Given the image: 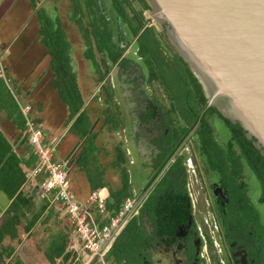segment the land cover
<instances>
[{
    "label": "crops",
    "instance_id": "0c3cea01",
    "mask_svg": "<svg viewBox=\"0 0 264 264\" xmlns=\"http://www.w3.org/2000/svg\"><path fill=\"white\" fill-rule=\"evenodd\" d=\"M106 1L107 3L111 2V0ZM78 2H81V5L84 4V0H78ZM63 8L66 9L65 12L62 11ZM39 14L42 19L52 20L55 25L61 26L70 42V63L72 70L76 73V81L83 100L81 110L86 109L92 121L90 131L96 133L95 150L83 165L77 164L76 160L84 149L86 140L71 130V124L77 113L70 117L67 104L61 100L57 88L53 86L56 76H51L49 72L50 69L52 70L49 50L40 42ZM80 18L85 23L89 19L85 11L76 9L75 0H0V49L2 47L3 50L1 52L3 54L5 52L13 53L7 43L13 35L17 37L25 26L26 30L30 26L36 42L41 44L40 48H42V58L39 59V64L34 62L32 71L36 70L32 74L22 69L23 67L14 68L13 66L17 65V61L11 68L9 63H5L7 72L11 77V88L15 92L18 91L23 99L32 106L30 115L44 129L48 139L56 137L60 139L64 131L70 130L72 148L63 160L67 159L71 184L79 197H85L91 189L105 187L108 191V200H114V198H109L110 192L116 191L122 186L121 171L126 169L130 183L129 191L131 192L128 198L140 201L146 186L149 185V181L155 173L153 166H151L154 153L147 151L149 138L146 135V128L149 126L147 121L150 115L144 113L143 120L139 117L140 113L143 112L141 110L145 111L146 109L144 100L154 101L157 106L154 104L153 107L165 111V114L172 110L171 102L164 91V97H158L154 93V85H147L151 81V68L148 62L144 58L141 59L142 56L138 54L136 36L131 34L129 26L126 31L129 38L131 37V42L129 49L127 47L121 56V58H128L129 61L122 65L105 59L104 54L97 49L93 39L92 43H89L84 38V44L81 47L80 45L75 46L70 39L65 23L76 24L79 28L76 20ZM79 49L83 52L86 65L85 62L82 65L76 62L75 53ZM87 51H91L93 56H85ZM94 52L97 59L94 57ZM130 60L133 61L131 64ZM129 64L131 66L137 64V67L140 68V73L144 79L143 87L139 79L136 81L134 78L123 76L124 66ZM52 72L54 73L53 70ZM45 79L47 83L40 85L41 81ZM152 80L159 83L156 79ZM4 84L0 78V130L9 141L11 151L19 158V164L24 170L27 166L24 162L25 159L34 151L25 135V117L16 100L13 103L16 106L15 110L11 108L10 103L12 101L5 98L4 93L6 92L4 90L9 93V95L6 93L9 97L14 98V96L11 95L13 93L8 86L5 87ZM150 85L152 84L150 83ZM159 85L161 84L159 83ZM138 88L144 94L136 92L135 89ZM85 91L88 92L87 97ZM162 98H165V103H162ZM64 123L67 124L63 128L61 126ZM120 153L124 155L122 161L119 160ZM72 170L73 174L71 175ZM23 185L24 182L20 190L23 195L30 199L27 205L24 203L11 204L13 197L8 196L0 188V264H33L36 259H33L31 253L26 250L27 247L34 249V238L31 230L35 225L41 224L43 227L42 222L51 215L62 219L65 225L63 230L58 229L59 233L56 236L58 240L50 241L44 250L37 254L40 264H66L67 259L70 260L77 254V258L81 256L85 264V257L70 247V244L74 242V232L67 217L60 212L59 206H48L44 199H40L32 190L24 188ZM138 206L139 204L134 209L135 214ZM109 210L112 211L110 208ZM96 214L99 216L98 212ZM99 220L102 223L106 221V218L101 216ZM14 241H16L15 246H11ZM62 243L66 244L64 253L70 252L67 258L64 254L54 256L56 253L55 246ZM53 256L54 260L51 262L50 258ZM109 261L115 264L112 260L109 259ZM138 262L139 257L136 255L131 257L128 262L120 264H138Z\"/></svg>",
    "mask_w": 264,
    "mask_h": 264
},
{
    "label": "trees",
    "instance_id": "16d2710c",
    "mask_svg": "<svg viewBox=\"0 0 264 264\" xmlns=\"http://www.w3.org/2000/svg\"><path fill=\"white\" fill-rule=\"evenodd\" d=\"M136 1L141 4V9H134L131 5L132 0H111L115 12L129 25L131 34L136 36L138 54L148 62L152 72L151 79L160 82L172 109L166 113L167 131L165 130V133L154 140L161 150L158 153L160 161L149 182L162 172L147 197L141 213L148 214L154 220L159 234H168L171 231L160 216L162 213L168 215V219L177 220L191 212L183 163L184 155H176L174 161L170 159L185 136L192 130L196 135L199 151H202V139L205 140V159L209 160L211 168L225 179L233 200L240 202L246 199L244 183L241 182L240 186L234 184V180L242 176L244 166L252 170L261 189V199L264 200V154L254 144L253 139L246 136L244 129L238 123L224 116L216 106H207V97L201 82L178 52L167 50L160 32L153 25L148 24L141 29L145 22L143 10L148 9L150 5L146 0ZM75 7L77 10L85 11L89 17L87 23L81 18L76 20L87 42L92 43L93 39L97 49L112 63L127 64L129 59L121 58L123 51L114 41L109 29L110 22L100 9L98 1L84 0V4L81 5V2L75 0ZM39 22L40 42L49 50L50 65L56 76L53 86L57 88L61 100L67 104L70 117L77 113L71 124V130L86 140L85 147L76 160L77 164L83 165L95 150L96 133L90 131L92 121L86 109L81 110L83 100L76 81V73L70 63V42L63 28L55 25L54 21H46L39 14ZM85 56L92 57L93 54L87 51ZM216 120H220L225 128L220 135L215 132ZM197 133H200L201 137ZM123 157L124 155L120 153L119 160L122 161ZM35 161L36 154L32 153L24 162L30 166ZM121 178L122 186L116 191H111L109 195V198L114 200L107 199V206L113 213L120 208L123 200L131 195L126 169H122ZM24 180L25 172L19 164V158L11 151L9 141L0 130V188L8 196L13 197L11 202L13 205L21 203L27 205L30 200L20 190ZM144 233L141 214H134L114 238L106 257L115 264L128 262L133 255L136 256L141 251ZM65 247V243L55 246L54 256L64 254L67 258L70 252L64 253ZM54 256L50 258L51 262Z\"/></svg>",
    "mask_w": 264,
    "mask_h": 264
},
{
    "label": "flooded vegetation",
    "instance_id": "af4514ba",
    "mask_svg": "<svg viewBox=\"0 0 264 264\" xmlns=\"http://www.w3.org/2000/svg\"><path fill=\"white\" fill-rule=\"evenodd\" d=\"M97 1L110 22L109 29L114 41L124 51L130 44L126 31L129 25L115 12L111 2ZM136 2L132 0L133 8L141 9V4L136 5ZM131 62L133 61L130 60V64ZM140 74L142 77V73ZM135 79L138 80L134 77ZM154 104L157 106L154 101L144 100L147 112L141 110L143 112L140 111L139 117L143 120L144 113L150 115L147 121L149 126L146 128L149 138L147 151L154 153L151 166L155 171L161 150L154 140L167 131V117L165 111L155 109ZM215 132L218 135L221 133L216 124ZM195 136L194 131H190L170 159L174 161L176 155H184L191 212L177 220L168 219V215L164 213L159 214L171 231L168 234H159L154 220L148 214L141 213L152 186L162 171L159 172L146 186L136 212L142 216V227L145 231L138 264H264V200L261 199L260 187L258 197L252 193V181L256 180L252 170L244 166L242 176L234 180L235 186L244 183L246 199H239L241 203L233 200L225 179L205 159V140L202 139V151H199ZM191 188L196 191L192 193ZM198 196L201 197L202 208L196 210L195 200H198Z\"/></svg>",
    "mask_w": 264,
    "mask_h": 264
},
{
    "label": "water",
    "instance_id": "95a60500",
    "mask_svg": "<svg viewBox=\"0 0 264 264\" xmlns=\"http://www.w3.org/2000/svg\"><path fill=\"white\" fill-rule=\"evenodd\" d=\"M146 1L201 82L207 106L238 123L264 154V0Z\"/></svg>",
    "mask_w": 264,
    "mask_h": 264
},
{
    "label": "built area",
    "instance_id": "2783aa9c",
    "mask_svg": "<svg viewBox=\"0 0 264 264\" xmlns=\"http://www.w3.org/2000/svg\"><path fill=\"white\" fill-rule=\"evenodd\" d=\"M0 78L13 93L25 117V135L36 154L34 164L24 168V188L32 190L48 206H59L60 212L67 217L74 232V242L70 247L82 254L86 262L96 257L93 264H112L106 253L116 235L135 214L134 209L140 201L127 198L115 213H111L107 206L108 191L105 187L91 189L85 197H79L71 184L67 159L59 160L54 155L59 138H47L44 129L30 115L32 106L21 102L13 91L1 51ZM101 216L106 221L101 223Z\"/></svg>",
    "mask_w": 264,
    "mask_h": 264
},
{
    "label": "rangeland",
    "instance_id": "374dc122",
    "mask_svg": "<svg viewBox=\"0 0 264 264\" xmlns=\"http://www.w3.org/2000/svg\"><path fill=\"white\" fill-rule=\"evenodd\" d=\"M135 4L137 5V2ZM64 7H65V5H64ZM65 10L66 9H64V8L62 9L63 12H65ZM143 14H144V17H145L146 20L148 18L150 19L148 21V23H150L149 25H153L157 29V31L160 32V34L162 36V39H163V42L167 46L166 47L167 50L171 51L173 53L177 52V49L175 48L174 44L171 42L170 38L167 35V30H166L165 25H161L157 20H155L153 17H151L149 9H144L143 10ZM65 24H66V28H67V30H68V32L70 34L71 41L75 44V46H79L80 45V47H81L82 44H84V37L82 36L78 26L75 24L77 26L76 27L75 25H73L72 23H69V22H67ZM129 39L131 40V37ZM40 45L41 44H38V42H36L35 36L33 35L32 29H30V26L27 27V30H26V26H25L24 30L19 32L17 37H16V35H13L9 39V41L7 43V46L10 48V50L12 49L13 53L8 54L9 52H5L3 54L4 55V61H5L6 64L9 63L10 68L17 61V65L13 66L14 68H16L17 66H19L18 69L20 67H23L22 69H24L26 72H30V74H32L36 70L35 69L34 71H32L33 67H34V62L39 64L40 63L39 59L42 58L41 57L42 48H40ZM129 45L130 44L127 45V47H128V48L126 47L127 49H129ZM0 51H3L2 47H1ZM13 54H14V56H13ZM75 56H76V62L78 64L82 65V63L85 62V65H86V60H85V57L83 55L82 50L79 49V51H77L75 53ZM94 57H95V52H94ZM95 59H97V58L95 57ZM141 59H143V57ZM114 66L117 67L116 65H114ZM124 67H125V69H123V76H128V77H131V78L135 77V78L139 79L141 84H142V87H143L144 79L141 77L140 68H138L137 65H132V66L131 65H127V66H124ZM35 68H36V66H35ZM84 70H85V68H84ZM49 72H50L51 76L55 75L52 72L51 69L49 70ZM45 83H47L46 79L44 81H41L40 85H44ZM150 83L152 85H150ZM159 83H157V81H153L151 79V81L148 84L147 83L146 84L148 86H153L154 85L153 86L155 88V92L154 93H156L158 97H164L163 93L165 92V90L162 89L163 87L161 88V85H159ZM4 85L6 87V84H4ZM138 87H140V86H138ZM135 90L138 93L144 94L143 91L140 90L139 88L135 89ZM8 91H10V90L8 89ZM4 92H6L9 95V93L7 91L4 90ZM6 93H4L5 98H8L9 101H12L10 103V106H11V108H13V110H15L16 106L13 104L14 100H15V97L14 98L9 97ZM15 93L18 96V98L21 100V102H23L24 104L27 103L23 99L22 95L19 94L18 91L15 92ZM84 93H85V95L87 97L88 92L86 93V91H85ZM165 94H166V92H165ZM11 95L14 96L13 94H11ZM161 101H162V103L166 102L165 98H162ZM66 124L67 123H64L61 127H63L64 125L66 126ZM216 125L218 126V128L222 132L225 131L224 125H223V123L220 120H216ZM71 148L72 147H71L70 130H66L60 136V139H59V141H58V143H57V145L55 147V150H54V155H55V157L57 159L63 160V158H65V156H67V154L70 152ZM70 174L71 175L73 174V170L70 172ZM251 189H252V193L255 194V196L258 197V195L260 194L259 193L260 190H259V185L257 184V181L255 179H253V181H252ZM191 191L193 193L196 190L194 188H191ZM202 192H204V191H202ZM205 196H206V191H205ZM200 198L201 197L198 196L197 197L198 200H195V206H196L195 209L196 210L202 208L201 207L202 206V201H201ZM42 223H43V227H42L41 224H39V225H35V227H33V229L31 230L33 232V238H34V241H33L34 249H30L28 247L26 248L27 252L31 253L30 255L32 256V258L36 259V260H34L33 264H40L39 260L37 259L39 255H37V254H39L42 250H44V248L50 243V241L55 242V241L58 240V238H56V236H58L57 233H59L58 229H62L63 230V227L65 225V223L63 222L62 219H59V218L54 217V216L52 217V215L48 219L45 218V221L42 222ZM22 224H23V222H22ZM42 240H43V243L41 244ZM15 244H16V241H14V243L11 244V246H15ZM77 255L73 256L70 260L67 259L66 264H84L82 259H81V256H79L77 258Z\"/></svg>",
    "mask_w": 264,
    "mask_h": 264
}]
</instances>
